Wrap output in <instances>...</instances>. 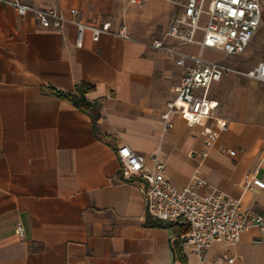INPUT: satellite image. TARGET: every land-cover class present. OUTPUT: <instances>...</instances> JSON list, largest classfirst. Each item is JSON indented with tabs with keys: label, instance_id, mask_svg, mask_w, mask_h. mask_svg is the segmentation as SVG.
Returning <instances> with one entry per match:
<instances>
[{
	"label": "crops",
	"instance_id": "crops-1",
	"mask_svg": "<svg viewBox=\"0 0 264 264\" xmlns=\"http://www.w3.org/2000/svg\"><path fill=\"white\" fill-rule=\"evenodd\" d=\"M19 1L68 18L75 9V19L103 32L94 40L86 29L78 46L76 25L45 28L0 4V264H181L174 245L187 225L146 213L143 181L121 175L116 150L124 144L149 166L159 157L178 188L200 171L209 183L202 194L219 190L264 215V187L244 186L252 175L264 183V82L229 73L210 86L214 117L227 128L207 148L202 124L175 114L164 129L162 114L183 70L148 44L171 24L175 7L167 0L160 3L171 6V19L154 37L110 20L109 0ZM260 2V26L245 51L208 49L224 54L211 59L205 50L208 59L242 71L264 62ZM145 3L127 0L129 7ZM83 83L94 86L86 98L97 107L95 123L59 96L77 95ZM207 125L217 129L214 119ZM184 253L187 264H217L224 255L235 256L231 264H264V231L252 227L235 245L218 241Z\"/></svg>",
	"mask_w": 264,
	"mask_h": 264
},
{
	"label": "built area",
	"instance_id": "built-area-1",
	"mask_svg": "<svg viewBox=\"0 0 264 264\" xmlns=\"http://www.w3.org/2000/svg\"><path fill=\"white\" fill-rule=\"evenodd\" d=\"M149 0H129L131 4H142ZM175 7L174 16L163 38L153 39L148 46L162 50L176 59L183 70L180 81L171 88L173 97L166 103L162 114L164 129L172 127L173 115L179 114L190 125H204L205 146L214 145L219 133L225 131L227 122L214 117V104L208 96L210 86L224 75L233 73L264 82V62L242 71L205 57L206 49H214L228 55L241 54L256 34L262 16L260 0H167ZM0 4L13 7L21 16L31 14L45 28L59 29L66 23L77 27V45L81 46L84 32L91 29L93 39L98 40L102 29L79 22L74 17L77 10L70 11L68 18L55 9H41L19 0H0ZM174 40L175 43H170ZM195 45L196 53L187 52L183 45ZM214 119L215 126L207 125ZM235 155L234 150H228ZM116 154L121 164L124 179L140 178L145 197L146 213L159 221L181 220L187 231L181 236L183 248L200 253L218 241L235 245L241 233L256 227L264 231V215L251 208L241 206L240 200L230 198L213 189L202 194L209 183L200 171L192 174L189 183L178 188L167 176L165 162L154 157L149 166L147 158L124 144ZM207 156V151L202 157ZM252 185L264 187L254 175L247 176L246 188ZM16 232L24 236V228L18 225ZM235 256L224 255L216 263L231 264Z\"/></svg>",
	"mask_w": 264,
	"mask_h": 264
},
{
	"label": "rangeland",
	"instance_id": "rangeland-1",
	"mask_svg": "<svg viewBox=\"0 0 264 264\" xmlns=\"http://www.w3.org/2000/svg\"><path fill=\"white\" fill-rule=\"evenodd\" d=\"M160 1L149 0L143 5L129 7L127 0H109L107 1L110 4L108 6L114 12V15L109 16L110 20L121 25H131L138 32L151 37L160 36L172 16L171 6L166 1L164 3H160ZM168 6L170 9L166 10L165 8ZM167 17L168 19H166ZM205 55L211 59L224 56L223 53L215 54L208 49H206Z\"/></svg>",
	"mask_w": 264,
	"mask_h": 264
},
{
	"label": "trees",
	"instance_id": "trees-1",
	"mask_svg": "<svg viewBox=\"0 0 264 264\" xmlns=\"http://www.w3.org/2000/svg\"><path fill=\"white\" fill-rule=\"evenodd\" d=\"M93 89L94 86L83 83L78 86L77 95H72L68 93H59V96L64 97L69 101H71L78 109L86 113H89L93 117L95 123L99 119V115L97 114V107H94V105L91 104L86 98V95L89 92H91ZM186 231L187 230H185V232ZM174 251H175L176 260L181 264H187V258L184 253L183 242L181 240V237L175 242Z\"/></svg>",
	"mask_w": 264,
	"mask_h": 264
}]
</instances>
